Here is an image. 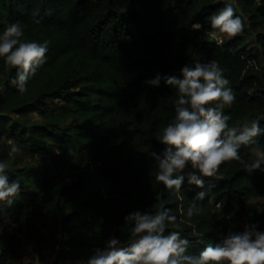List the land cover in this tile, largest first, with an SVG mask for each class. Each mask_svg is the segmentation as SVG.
<instances>
[{
    "label": "trees",
    "instance_id": "trees-1",
    "mask_svg": "<svg viewBox=\"0 0 264 264\" xmlns=\"http://www.w3.org/2000/svg\"><path fill=\"white\" fill-rule=\"evenodd\" d=\"M226 4L231 3L0 0V34L7 24L19 23L22 40L48 48L24 93L12 84L17 69L0 58V114L18 117L1 125L0 161L7 163L9 182L20 184L11 205L0 202V228L3 223L15 228L0 239V262L15 250L17 231L45 243L36 217L60 238L53 264H86L111 238L127 246L125 217L135 211L155 214L162 204L176 217L175 223L166 222L165 235L178 231L188 239V255L221 244L229 233H242L244 225L231 229L233 215L264 232V164L247 170L257 153L264 154V33L257 32V45L247 46L249 28L264 22V0H235L233 8L246 16L244 30L222 46L201 40L195 26L215 31L210 17ZM213 60L235 95L223 109L229 127L258 120L261 134L241 146V160L225 162L215 177L203 178V188L186 176L176 193L155 180L158 165L151 155L165 150L158 137L176 114L177 89L163 77L182 78L183 66ZM157 74L158 87L145 83ZM55 103L58 112L51 109ZM37 113L42 122L22 121ZM19 143L30 157L21 168L18 151L9 155ZM48 153L52 164L40 163L38 156ZM201 191L204 199L195 201L201 211L189 219L187 209Z\"/></svg>",
    "mask_w": 264,
    "mask_h": 264
},
{
    "label": "clouds",
    "instance_id": "clouds-1",
    "mask_svg": "<svg viewBox=\"0 0 264 264\" xmlns=\"http://www.w3.org/2000/svg\"><path fill=\"white\" fill-rule=\"evenodd\" d=\"M210 35L217 44L223 36L235 37L244 30V23L235 15L232 4H226L210 17ZM35 23H40L34 17ZM199 28V25L195 26ZM24 32L19 23H10L0 34V58L5 66L17 69L12 84L20 93L27 91L30 77L46 62L47 44L22 40ZM181 77L164 76L167 85L177 89L174 119L161 130L158 137L165 145L162 154L151 153L158 165L155 180L168 190L181 191L187 176L188 183L204 187L203 178L215 177L225 162L241 160L239 150L252 143L261 134L260 122L252 121L242 127H229L230 116L223 109L231 106L235 95L229 81L223 78V69L217 61L206 64L197 62L194 67L185 65ZM162 77L157 74L146 84L158 87ZM17 148L11 149L12 153ZM264 154L248 166L249 172L260 169ZM190 166V171H186ZM18 181L9 182L7 163L0 161V202L12 203L19 193ZM205 192H199L187 209V217L198 215L201 209L195 203L203 200ZM130 226L131 242L120 246L121 241L111 238L103 249L97 248L86 264H264V232L257 225H245L241 232L229 233L221 244H209L199 255H188L189 240L181 238L178 231L165 235L166 222L175 223L163 206L155 214L135 211L125 217Z\"/></svg>",
    "mask_w": 264,
    "mask_h": 264
},
{
    "label": "rangeland",
    "instance_id": "rangeland-1",
    "mask_svg": "<svg viewBox=\"0 0 264 264\" xmlns=\"http://www.w3.org/2000/svg\"><path fill=\"white\" fill-rule=\"evenodd\" d=\"M229 3L233 4L235 3V0H226ZM234 12L236 16H239L243 23L244 20L246 19L241 16L242 12L237 8V6L234 7ZM257 32L259 33H264V22L263 24L254 29V28H249V35L247 39V46L254 47L257 45L256 42V34ZM224 40L227 39L228 37L225 35L223 36ZM60 104H53L51 106V109L54 110L55 112L59 111ZM18 117L15 114H10L8 116L4 114H0V129L1 125L4 123L10 124V120H15ZM22 121H29V122H42V116L40 114H30L28 117H23ZM5 138V136H3ZM50 152H56L55 148L53 146H49L47 148ZM17 153L19 156L22 158V161L19 162L18 166L21 168L24 166V161H29L30 157H28L27 152H29L28 149L24 147L22 143L18 144L17 148ZM38 161L40 163H47V164H52V159L53 157L51 156L50 153L47 155L45 154H40L38 156ZM100 186L102 185L99 181L98 183ZM34 223L36 226V229L46 233V241L45 243H41L38 241L36 237H33L32 239L29 240V238L25 237L23 234L19 233L17 231V236L18 239L15 241V250L7 252L8 256L2 257L1 264H53L54 258L56 256V250L58 248V241H60L59 237H55L54 232L56 231V228L48 229L44 228L43 226V220L41 218H34ZM247 219L244 216H239V215H233L230 219V226L231 229L234 230L236 226L238 225H247ZM24 228V231H26V223L22 227ZM14 230L15 228L12 227L9 223H3L1 228H0V239L6 236V233L8 230ZM56 234V233H55Z\"/></svg>",
    "mask_w": 264,
    "mask_h": 264
},
{
    "label": "built area",
    "instance_id": "built-area-1",
    "mask_svg": "<svg viewBox=\"0 0 264 264\" xmlns=\"http://www.w3.org/2000/svg\"><path fill=\"white\" fill-rule=\"evenodd\" d=\"M200 27L199 28H196L197 30H199V38L201 39V40H213V42L216 44V45H218V46H222L223 45V43H224V38L222 37V39H223V43L222 44H217L216 43V41L212 38V36L210 35L212 32H209V31H206V30H204L203 28H202V26L201 25H199Z\"/></svg>",
    "mask_w": 264,
    "mask_h": 264
},
{
    "label": "water",
    "instance_id": "water-1",
    "mask_svg": "<svg viewBox=\"0 0 264 264\" xmlns=\"http://www.w3.org/2000/svg\"><path fill=\"white\" fill-rule=\"evenodd\" d=\"M209 43H214L213 40H209ZM161 206L165 207V204H162ZM161 209V207H160Z\"/></svg>",
    "mask_w": 264,
    "mask_h": 264
}]
</instances>
